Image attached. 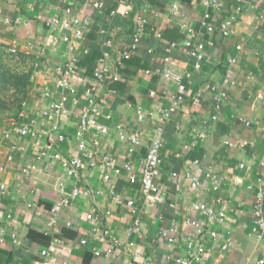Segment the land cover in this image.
Wrapping results in <instances>:
<instances>
[{
	"label": "crops",
	"instance_id": "1",
	"mask_svg": "<svg viewBox=\"0 0 264 264\" xmlns=\"http://www.w3.org/2000/svg\"><path fill=\"white\" fill-rule=\"evenodd\" d=\"M94 1L0 0V54L15 49L28 75L21 110L0 117V165L5 167L0 170V264H176L186 240L197 235L185 220L206 223L193 208L198 202L226 212L224 221L207 225L217 234L203 238L201 264H264V228L254 231L252 224L254 192L259 183L264 188V0H220L218 8L204 0H99L100 8L92 6ZM67 5L89 19L81 39L72 36ZM206 13L214 25L233 15V33L221 37L205 31L200 20ZM53 17L58 23L50 22ZM140 19L145 22L139 47L122 60L119 53ZM188 34L204 44L198 63L183 46ZM105 36L112 39L108 72L98 81ZM93 53L98 59L92 73L76 65L69 77L75 93L68 96L65 111L55 120L47 117L44 111L62 94L57 68ZM167 54L183 75L186 91L169 119L162 120L176 92L163 76ZM225 78L233 83L225 84ZM91 88L103 99L100 120L107 132L90 129L79 138L75 131ZM219 90L227 97L217 107ZM15 127L29 132L21 135ZM157 129L160 188L146 196L139 181L129 182V173L140 174ZM202 130L201 140L197 134ZM132 132L138 136L134 145L120 137ZM80 139L85 141L82 166L69 177L68 161ZM102 155L114 161L105 165ZM204 171L221 177L217 190L207 183L191 186V178L202 179ZM74 185L81 193L47 230L52 204ZM129 200L133 204L127 206ZM171 228L177 231L173 243L162 233ZM106 247L111 256L94 254ZM43 248L50 256L41 255Z\"/></svg>",
	"mask_w": 264,
	"mask_h": 264
},
{
	"label": "built area",
	"instance_id": "2",
	"mask_svg": "<svg viewBox=\"0 0 264 264\" xmlns=\"http://www.w3.org/2000/svg\"><path fill=\"white\" fill-rule=\"evenodd\" d=\"M204 2L212 6L214 8H218L221 6L220 0H204ZM92 6L94 8H100L102 6V2L97 0L92 3ZM174 9H177V6H173ZM64 12L71 15L70 23L72 26V36L77 39H81L84 34L85 27L88 25V18L81 15H76L73 13V10L71 6L67 5L64 8ZM52 23H58V19L53 17L51 18ZM145 22L144 19H140L138 22V25L132 35L131 41L129 44L125 46L124 49H122L119 53V58L124 60L130 58L137 50L140 44V34H141V28L143 26V23ZM234 24H235V18L233 15L226 16L222 21L219 22V24L214 25L209 21V14L206 13L200 20L201 27L207 31V32H213L217 31L221 37H228L230 36L234 31ZM103 32V31H102ZM189 33V31H188ZM192 36V35H191ZM71 38L69 36L65 35L63 36V40L65 42H68ZM112 45V39L110 36H105L103 42H102V55L99 58V65L95 71V76L98 79V81H102L104 77L106 76L108 72V67L106 65V62L110 56L109 54V47ZM173 45V43L171 44ZM184 48L186 49V52L189 56H192L195 58L196 62H200L204 59L205 56V47L202 42H196L194 43L191 38L188 36L185 38ZM237 48H240V45H237ZM15 49H10V52L15 53ZM84 53H86V50H83ZM262 57L264 58V54H262ZM80 59L79 56L73 57L64 67H58V72L60 73V77L58 79V85L62 89V94L58 100H54L50 103V109L49 111H44V114L52 119H57L60 117V115L65 111L64 110V104L68 100L69 95H74L75 88L70 84L69 77L72 76V74L76 71V62ZM163 61L165 64V67L163 69V76L167 80L172 81L176 86V92L172 97V103L165 108L163 113L161 114L162 120H168L171 113L175 111V105L180 102L185 94V85L183 82V75L178 73L174 68V60L171 59L170 55H165L163 57ZM231 62L234 61V59L230 60ZM115 78V77H114ZM225 84L233 83L232 80L225 78L223 80ZM93 88L87 89V103L85 108L82 110L78 126L75 131V134L77 137L81 138L82 135L90 130L94 129L100 133H106L107 132V126L100 120L101 117V110H100V103L103 100L98 99L95 97V94L92 93ZM259 97L260 94H257ZM227 93L224 90H219L216 95L214 96L215 105L219 107L220 103L226 99ZM143 113L139 112V117H142ZM250 122L245 121V124L248 125ZM14 130L18 132L21 135H24L29 132V130L25 128H18L15 127ZM8 132H6L7 135ZM31 135H33V132H31ZM198 137L202 140L205 137V131L202 130L197 134ZM120 137L123 139H127L130 141L131 145H134L138 142V136L136 133H120ZM59 138L62 139V136L59 135ZM85 141L83 139H80L78 144V150L73 155V157L68 161V166L66 168V173L69 177L77 176L79 169L82 166V158L80 156V151L84 148ZM161 148H162V139L160 130L157 129L155 133L153 134L146 153L142 159L141 162V168H140V174L137 176L133 173H129V182L133 183L136 181H139L142 186L143 193L148 196L149 194H154L159 192V185L156 181L159 170L161 166ZM130 150H132V147H130ZM44 154V153H43ZM90 159H93V155L91 153L86 154ZM54 159H60L59 153H54L53 155ZM101 161L105 165L111 164L114 160L108 155H102L100 157ZM93 163V162H92ZM5 167L3 165H0V170H3ZM186 177H190L189 172L185 173ZM191 186L193 187H199L202 184L207 183L212 190H217L220 185L221 177L211 171H204L202 175V179L200 178H191ZM258 180L261 181V178L258 177ZM259 183L258 187L256 188L254 192V202H253V210H252V224H253V230L257 231L258 229L264 228V188ZM0 187L2 188L3 185L0 184ZM81 193V190L79 187L74 185L69 191H63L64 196L59 199L58 201L54 202L50 208V217L47 222V230L51 229V227L54 226V224L57 221L58 214L61 209L69 206ZM114 200L121 202V200L118 197H114ZM132 201H127L126 205H132ZM194 210L201 214L206 220V223L203 224L199 220L187 218L185 220V223L187 225L192 226L195 229V233L197 234L193 238H188L186 240V244L184 247V256L177 258L174 260V263L176 264H201L202 258L205 253V244L203 241V238L205 235H209L212 238H215L216 232L207 230V225L212 222H222L226 218V212L224 207L221 209H215L214 207L208 205L205 202H198L193 204ZM88 218H92V215H88ZM68 225L69 222H66ZM206 229V230H205ZM163 235L168 239L170 243H173L175 241V236L177 234L176 228H171L170 230H166L162 232ZM14 242H17V240L14 238ZM54 242H58L57 240H54ZM81 243H86V240H81ZM112 249L110 247H106L104 249H98L94 251L95 255H101L104 254L105 256H111L112 255ZM42 256H50V250L43 248L41 250ZM259 262H263V260H259ZM42 264H48L47 261H44Z\"/></svg>",
	"mask_w": 264,
	"mask_h": 264
},
{
	"label": "trees",
	"instance_id": "3",
	"mask_svg": "<svg viewBox=\"0 0 264 264\" xmlns=\"http://www.w3.org/2000/svg\"><path fill=\"white\" fill-rule=\"evenodd\" d=\"M23 58V56H21ZM98 54L86 55L78 60L76 65L84 67L87 73H92L96 67ZM27 72H16L6 67L0 60V113L16 116L21 110L25 94ZM15 112H12V111ZM10 113V114H9Z\"/></svg>",
	"mask_w": 264,
	"mask_h": 264
},
{
	"label": "rangeland",
	"instance_id": "4",
	"mask_svg": "<svg viewBox=\"0 0 264 264\" xmlns=\"http://www.w3.org/2000/svg\"><path fill=\"white\" fill-rule=\"evenodd\" d=\"M0 60L1 62L8 68L16 71V72H25L23 68V59L20 55H16L13 52H7V53H2L0 54ZM12 112H15L14 110ZM7 114L6 112L0 113V117H13L10 115H4Z\"/></svg>",
	"mask_w": 264,
	"mask_h": 264
}]
</instances>
